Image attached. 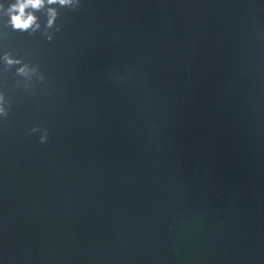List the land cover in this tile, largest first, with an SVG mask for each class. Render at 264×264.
Wrapping results in <instances>:
<instances>
[{
	"label": "water",
	"instance_id": "95a60500",
	"mask_svg": "<svg viewBox=\"0 0 264 264\" xmlns=\"http://www.w3.org/2000/svg\"><path fill=\"white\" fill-rule=\"evenodd\" d=\"M57 7L0 21V264H264V4Z\"/></svg>",
	"mask_w": 264,
	"mask_h": 264
},
{
	"label": "clouds",
	"instance_id": "9594fccd",
	"mask_svg": "<svg viewBox=\"0 0 264 264\" xmlns=\"http://www.w3.org/2000/svg\"><path fill=\"white\" fill-rule=\"evenodd\" d=\"M81 0H0V21L11 27L14 31L28 32L29 34L42 31L47 40L53 39V32L49 31L54 27L58 30L57 17L59 16L58 7H75ZM264 4V0H260ZM42 13L46 18L41 23ZM0 65H18L15 71L26 78H31L37 74V68L18 56H13L10 52L0 51ZM37 79L42 80L43 76L38 75ZM9 115V107L6 102L5 94L0 90V121ZM30 133L39 132L38 141L45 144L49 139V129L33 124L29 129Z\"/></svg>",
	"mask_w": 264,
	"mask_h": 264
}]
</instances>
